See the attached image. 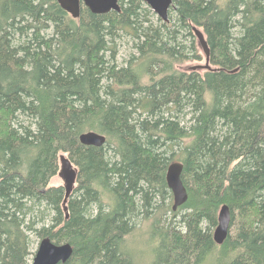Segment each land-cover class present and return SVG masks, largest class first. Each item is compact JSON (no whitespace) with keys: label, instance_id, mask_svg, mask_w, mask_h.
Listing matches in <instances>:
<instances>
[{"label":"trees","instance_id":"16d2710c","mask_svg":"<svg viewBox=\"0 0 264 264\" xmlns=\"http://www.w3.org/2000/svg\"><path fill=\"white\" fill-rule=\"evenodd\" d=\"M172 2L163 21L142 0L78 18L0 0V264H30L31 234L72 245L60 264H136L123 246L142 221L150 264H264V0ZM193 26L213 69L179 68L205 60ZM89 130L105 143L81 144ZM60 154L77 171L65 204ZM175 161L188 198L173 211ZM222 204L235 227L218 245Z\"/></svg>","mask_w":264,"mask_h":264},{"label":"water","instance_id":"95a60500","mask_svg":"<svg viewBox=\"0 0 264 264\" xmlns=\"http://www.w3.org/2000/svg\"><path fill=\"white\" fill-rule=\"evenodd\" d=\"M152 11L163 21H168L169 10L173 5L172 0H142ZM60 7L68 12L73 18H78L80 15V6L84 4L92 13L102 14L112 10L120 11L119 0H57ZM193 32L197 38L201 51L204 54V64H197L190 67V70L195 69H213L209 64V47L204 33L196 26H193ZM80 143L83 145H91L99 147L105 143V135L89 130L82 132L79 135ZM183 165L181 162L175 161L168 165L165 179L168 188L173 195L172 210H177L183 205L188 193L182 182L181 173ZM58 175L64 180L65 198L63 203H66L67 198L76 182L77 171L69 158L63 154L59 156V171ZM66 210V207L64 206ZM231 223V214L227 204H222L217 215V225L213 231V240L220 245L226 239ZM72 245L69 242L56 244L49 237H44L40 240L38 248L32 258L30 264H60L69 260L72 255Z\"/></svg>","mask_w":264,"mask_h":264},{"label":"rangeland","instance_id":"374dc122","mask_svg":"<svg viewBox=\"0 0 264 264\" xmlns=\"http://www.w3.org/2000/svg\"><path fill=\"white\" fill-rule=\"evenodd\" d=\"M195 43L197 45L198 50L203 54L196 38H195ZM130 51H131V43L127 39L122 40L119 45V55H118V59L120 63H123L127 59ZM197 64H204V60L187 61L179 65V68L183 70H188L191 66L197 65ZM50 185L64 186L65 182L57 173L54 177L51 178ZM167 203H169V205H172L173 199H169ZM179 215L180 214H178L176 217L173 218L171 212H168L166 214L167 216L166 218L174 219V223H175L176 220L179 218ZM150 227H151V221L139 222L135 231H133L131 234H129L125 238L123 249L130 256L134 258L136 264H150L153 258L154 243L150 239V233H149ZM234 227L235 225L233 226L231 225V228L229 230L231 234H232V230H234ZM214 228H213V231H214ZM30 239H31V251H32V255L30 256V263H31L32 258L38 248L40 239L34 234L30 235ZM216 252H217V249L214 251V254H216ZM203 264H213L212 259L208 258Z\"/></svg>","mask_w":264,"mask_h":264}]
</instances>
